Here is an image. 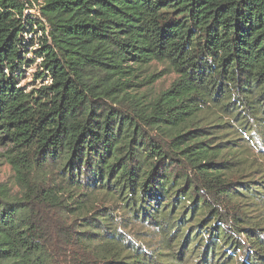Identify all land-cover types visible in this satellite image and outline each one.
Instances as JSON below:
<instances>
[{
  "label": "trees",
  "instance_id": "1",
  "mask_svg": "<svg viewBox=\"0 0 264 264\" xmlns=\"http://www.w3.org/2000/svg\"><path fill=\"white\" fill-rule=\"evenodd\" d=\"M0 146V264H264V0H0Z\"/></svg>",
  "mask_w": 264,
  "mask_h": 264
},
{
  "label": "rangeland",
  "instance_id": "2",
  "mask_svg": "<svg viewBox=\"0 0 264 264\" xmlns=\"http://www.w3.org/2000/svg\"><path fill=\"white\" fill-rule=\"evenodd\" d=\"M26 13H30L31 15H36L39 17V13L37 9L28 10ZM44 19V18H43ZM45 20V19H44ZM41 32L38 30L37 34ZM34 35V34H33ZM28 56H31L30 54ZM35 64H33L30 68L26 69L24 74V78L21 81L20 85H24L26 89L31 90L35 86H40L46 81L39 82L33 79V73L35 71ZM164 68L162 65L158 63H153L150 72H162L161 75L158 76L154 84V90L156 93L159 90H162L169 86V84L175 78L174 73H164ZM3 151V147L0 146V153ZM12 170L10 166L0 157V183L9 182L12 183ZM15 190V188H13ZM125 234L132 241L131 243L134 246L138 247L140 251L146 253V255H150L152 257H157L159 260L167 261L172 256V248L166 240L165 232L162 230L152 227L150 225L145 224L142 219H131L128 223V227L125 230ZM226 250H229L226 248ZM244 254L238 253L236 259L244 260Z\"/></svg>",
  "mask_w": 264,
  "mask_h": 264
}]
</instances>
